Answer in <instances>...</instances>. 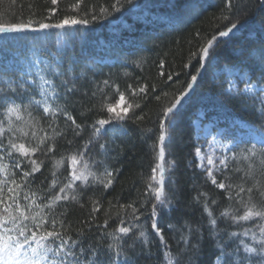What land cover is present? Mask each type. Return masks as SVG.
<instances>
[{"label": "trees", "instance_id": "16d2710c", "mask_svg": "<svg viewBox=\"0 0 264 264\" xmlns=\"http://www.w3.org/2000/svg\"><path fill=\"white\" fill-rule=\"evenodd\" d=\"M113 2L83 0L80 8L74 10L70 6L76 0H59L58 5H52L51 0H0V23L32 20L35 27L41 20L55 23L62 16L75 15L77 11L83 15L86 10L95 8L98 12L99 7ZM50 7L57 9L55 15L48 12ZM237 21V29L228 37H218L215 55L210 61H201L206 70L201 69L193 91L170 114L172 136L170 143L166 140L169 146L165 159L176 162L175 168L167 173L171 178L174 197L170 207L158 208L157 216L158 226L163 229L165 241L173 254L178 247L184 249L180 242L181 233L175 229L182 224H191L194 228L202 226L204 238L198 258L194 257V264H212L217 253L214 241L209 238L208 217L203 211L204 197L200 194L206 193L209 203L212 199L217 201L216 205L210 204L217 216L229 201L225 193L211 183L205 170L198 167L200 162L196 148L204 150L202 143L208 140L198 136L194 122L201 113L204 120L214 117L219 121L224 119L220 122L222 125L228 128L234 123L233 128L243 132L236 143L237 148H243L246 142L257 143L259 137L256 130L264 127V116L259 111L261 104L243 89L246 83L264 86V0H231V6L228 0H133V5H125L120 12L87 26L18 33L3 44L7 51L3 48L2 51L12 57L11 63H0V75L5 78L19 79L31 72L33 75L28 77L30 84L32 79L38 81L39 75H46L40 72V68H46L53 62L59 65L66 72L65 79L71 81L69 86L74 84L76 88L75 94L67 97L68 111L77 123L84 125L80 136L69 132L66 137L59 138L55 153L48 157L37 154L44 161V167L36 173L33 191L37 190V186L47 189L52 180L55 159H59L61 154L68 155L75 151L90 137V125L98 116L96 109L102 99L97 85L102 87L103 80L110 81L112 87L105 89L106 99L116 108L119 101L116 86L124 93L125 107L132 102L126 90L128 85L133 88L140 84L148 85L146 94L135 97L140 107L129 110V114L135 111L144 119L127 121L124 125L126 134L107 132L101 141L109 144L111 158L107 163L116 174L113 184L106 189L96 186L84 191L79 203L61 201L57 206V213H64L63 217L58 215L57 219H64L73 235L78 228H82L89 242L106 244L110 242V237L106 238L104 233L113 231L120 218L131 220L133 209H137L139 220L134 223L139 228L135 229V233L138 236L139 231L143 230L145 237L141 239L149 243L138 244L134 252L129 251L128 264H167L161 253L163 245L150 226L153 199L147 188L151 169L158 162L154 151L159 135L158 116L180 95L181 90L187 89L190 74H195L196 58L190 60V53L198 52L206 39L213 34L218 36L219 31L226 30V26ZM64 33L67 35L61 39L58 34ZM34 59L41 60L42 64L39 67L32 65ZM229 68L238 69L235 86L227 76ZM32 88L35 89L36 85H32ZM94 92L97 93L95 96ZM156 96L160 99L157 100ZM36 99H40L38 94ZM32 113L39 119L42 110L34 107ZM57 123L62 130L68 127L62 116ZM42 125L47 127L46 119L42 120ZM98 151L97 146L95 152ZM100 158L97 155V159ZM238 167L242 169L241 172L235 171ZM67 168L66 163L56 173L62 182L69 174ZM256 168H259L258 162ZM246 171L247 163L237 159L231 161L225 174L231 177L233 184L244 183L247 188L253 185V181L242 180ZM214 175L218 181L222 178L217 173ZM5 178L0 174V180ZM16 179L19 180V177ZM256 179L264 180V177L257 175ZM77 186L83 190L80 182H77ZM58 187L53 193L58 191ZM165 187L167 191V179ZM198 196L199 203L195 199ZM97 199L100 201L99 211L92 212L91 201ZM105 219L108 220L106 229L103 227ZM170 224L173 230H169ZM218 226L225 228L226 224L218 221ZM238 230L237 227L229 228V231Z\"/></svg>", "mask_w": 264, "mask_h": 264}, {"label": "snow or ice", "instance_id": "6c2138e0", "mask_svg": "<svg viewBox=\"0 0 264 264\" xmlns=\"http://www.w3.org/2000/svg\"><path fill=\"white\" fill-rule=\"evenodd\" d=\"M58 3L59 0H51L52 5ZM82 3L83 0H76V3L70 7L78 10ZM228 3L231 6V0H228ZM125 5H133V0H114L106 7H99L98 12L92 8L80 15L77 11L75 15L62 16L55 23H45L41 20L35 27L32 20L0 23V34L75 29L77 25L87 26L101 18L107 19L112 13L124 9ZM56 11L55 7L48 9L51 15H55ZM237 24L238 21L230 23V26H226V30L219 31L218 36L213 34L210 39H206L199 46L198 52L190 53V60L196 58L195 74H190L187 89L181 90L180 95L175 97L169 106L163 108L158 116L159 135L154 145L158 162L151 169L152 175L147 188L152 193L153 199L149 216L150 226L163 245L161 253L166 258L167 264H194V257L198 258L204 238L202 226L197 225L194 228L191 224H182L175 230L181 233L180 242L184 245V249L178 247L173 254L170 245L165 241L163 229L158 226V208L170 207L174 197V189L170 186L171 178L167 173L175 168L176 162L165 159L172 136L170 114H173L177 105H180L188 95L197 77L201 75L200 70H206L205 64L201 61H210L215 55L218 37H228L234 29H237ZM58 35L63 39L67 34ZM31 63L39 67L42 61L34 59ZM162 67L163 63H161ZM40 72L46 75H39L38 81L32 79L30 84L28 77L33 75L31 72L19 79L0 75V174L6 177L0 180V264H128L127 253L134 252L138 244L149 243L146 239H141L145 237L143 230L139 231L138 236L135 233V229L139 228V225L134 223L139 220V216L136 215L137 209H133L131 220L120 218L113 231L105 232L104 235L106 238L110 237V242L101 244L89 242L82 228H78L73 235L70 226L66 227L65 220L57 219L58 215L63 217L64 213H57L56 208L61 201L79 203L84 191L88 189L96 186H103L106 189L113 184L116 174L107 163L111 158L109 144L107 141H101L107 132L115 134L119 131L121 134H126L124 125L127 121L144 119L135 111L129 114V110L140 107L135 97L138 94H146L148 85L140 84L135 88L128 85L126 90L132 102L119 110L106 99L105 89L112 87L110 81L103 80L102 87L97 85V92L102 99L96 109L98 116L90 125V137L75 151L68 155L61 154L59 159H55L51 173L52 180L47 189L37 186V190L33 191L32 184L35 182L36 173L41 172L44 167V161L39 159L37 154L43 157L50 156L55 153L59 138L66 137L69 132L74 136H80L84 130V125L77 123L76 118L68 111L67 97L75 94L76 88L74 84L69 86L71 81L65 79L66 72L62 71L55 62L46 68H40ZM49 76L51 78H48ZM32 85H36V88L33 89ZM245 91L262 94L259 97L261 104L259 111L260 115L264 116V86L246 83ZM115 92L123 102L125 96L118 86L115 87ZM36 94L40 99H36ZM96 94L93 93L94 96ZM164 95L168 94L164 93ZM156 99L159 100L160 97L156 96ZM34 107L42 110L39 119L33 116ZM61 116L68 125L63 130L57 123ZM45 119L47 127L42 125V120ZM256 135L259 137L257 143L246 142L245 146L240 148L239 152H233L231 157L232 160L239 159L247 163L248 171L244 173L242 180L253 181V185L247 188L244 183L233 184L231 177L225 174L229 169L228 156H223L217 161L213 154L201 155V148H196V154L200 159L198 167L205 170L206 175L211 178V183L222 190L229 201L217 216L210 206V204L216 205L217 201L212 199L209 203L207 194H200L204 197L203 211L208 217L209 238L214 241L217 253L213 257L212 264H264V180L256 179L257 175L264 177V127L256 130ZM166 140L169 143H166ZM97 146L98 153L95 152ZM234 147L238 146L234 145ZM209 148L212 149V146L209 145ZM212 152L214 153V149ZM97 155L102 158L97 159ZM66 163L69 174L62 182L56 173ZM235 171L241 172L242 169L238 167ZM214 173L221 175L222 178L218 181ZM17 176L19 180L16 179ZM166 179L169 184L167 191ZM77 182H80L83 190L77 186ZM58 185V191L53 193ZM41 192H44L43 196ZM195 199L200 202L199 196ZM91 204L92 212L99 211L98 199L92 200ZM218 221H223L226 227L220 228ZM85 223L89 222L85 221ZM249 224L251 226H248ZM103 227L105 229L108 227L107 219ZM232 227H237L239 230L229 231ZM168 228L173 230L171 224Z\"/></svg>", "mask_w": 264, "mask_h": 264}, {"label": "rangeland", "instance_id": "374dc122", "mask_svg": "<svg viewBox=\"0 0 264 264\" xmlns=\"http://www.w3.org/2000/svg\"><path fill=\"white\" fill-rule=\"evenodd\" d=\"M8 35V34H7ZM3 36H0V42L2 41ZM3 44L0 43V63L6 60H10V58L2 51ZM6 50L7 48H3ZM201 71V70H200ZM238 69L235 68H229L227 70V76L230 78V83L234 85L235 82V76L237 75ZM252 85H255L254 83H250ZM243 91L250 96H254L257 100H259V97L262 95L261 93L257 92L255 94L251 92L245 91V87ZM189 94V93H188ZM260 101V100H259ZM124 102L118 101L117 104V110L124 107ZM222 119L221 121H223ZM218 118L214 117L208 120H204L203 114L201 113L199 117L195 120V128L197 131V134L199 137H204L208 141H203V147H205L204 150L201 149V155L204 154H213L214 158L218 161L223 156L229 157V165L232 161L231 157L233 155V152H239V148L234 147L236 145L237 141L240 139L239 137L243 136V132L240 130H237L233 128L234 123H231L230 126L227 128V126L222 125ZM238 132V133H236ZM237 135V139L233 140L232 136ZM215 137V139H213ZM209 145L212 146V149H214V153L212 152V149L209 148ZM258 147V146H257ZM228 149H231L229 151ZM199 159V156H198ZM200 162V159H199ZM5 163H8L5 161ZM215 174V173H214Z\"/></svg>", "mask_w": 264, "mask_h": 264}]
</instances>
